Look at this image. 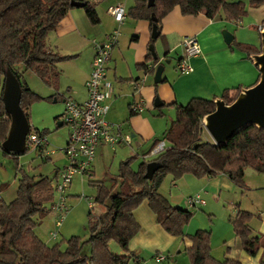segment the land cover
<instances>
[{
	"label": "trees",
	"instance_id": "obj_1",
	"mask_svg": "<svg viewBox=\"0 0 264 264\" xmlns=\"http://www.w3.org/2000/svg\"><path fill=\"white\" fill-rule=\"evenodd\" d=\"M73 1L84 4L82 8L91 25L99 24L96 5L107 0H0V77L4 81V69L8 68L19 81L20 107L30 131L40 135L46 136L48 131L32 128L30 110L34 103L46 99L29 89L23 81V75L32 72L45 86L57 90L61 75L59 66L71 57L60 55L51 49L47 44V36L56 29L68 11L74 8L71 6ZM247 4L252 8L264 9V0H154L152 7H148V0H134L126 11V17L147 21L152 30V14L160 27L163 18L174 8H178L182 16L201 14L208 19L219 17L225 22L239 23L247 14ZM160 36L161 32L158 38ZM156 40H150L149 44H154ZM232 46L245 53L248 58L260 53V46L252 44L234 41ZM158 62L159 58L154 61L149 53L140 69L153 73ZM148 65L153 68L149 69ZM241 89L224 90L220 99L230 105ZM1 97L2 95V150L1 143L8 135L10 116L4 109ZM214 100L193 98L185 106L175 103L168 105L174 108L175 117L161 140H154L142 155L135 154L121 162L117 179H111L109 184L102 181L89 182L95 189L92 202L102 210L92 214L93 206L90 208L87 219L89 237L85 242L73 236L48 245L36 235V217L41 219L50 211L54 199L52 184L57 173L51 178H35L19 169L15 199L9 203L0 200V264H138L143 259L129 250V243L140 230L133 212L144 201L154 214L156 223L167 235L188 238L191 246L186 250V255L190 264H240L234 260L220 261L214 258L210 230H197L192 235H185L184 227L193 214L187 209L171 205L159 192L162 182L168 176L175 181L186 175L196 179L224 175L236 187L244 189L246 169L264 174V129L248 124L224 144L218 145L204 138L202 119L214 112ZM131 114H136L133 109ZM56 120L58 125L59 120ZM161 141L165 143L163 152L150 159L151 150ZM26 152L27 150L24 153ZM2 153L14 160L24 154L4 150ZM137 160L139 163L133 168L132 165ZM154 161L162 166L154 172L151 180H147L144 177L146 166ZM86 175L92 177L89 172ZM252 218L251 213L241 209L230 218L233 233L248 256H255L262 245L261 237L254 236L248 225ZM110 242H114L123 254L112 253ZM86 244L89 245L88 254L83 252ZM260 264H264V261Z\"/></svg>",
	"mask_w": 264,
	"mask_h": 264
},
{
	"label": "crops",
	"instance_id": "obj_2",
	"mask_svg": "<svg viewBox=\"0 0 264 264\" xmlns=\"http://www.w3.org/2000/svg\"><path fill=\"white\" fill-rule=\"evenodd\" d=\"M133 2L134 0L99 2L96 13L100 22L97 25L89 23L83 8L74 7L68 11L56 29L48 34L47 44L60 55L71 57L59 66L61 75L54 103H58L61 100L62 106L60 105V109L55 114V119L57 118L59 123H61L60 116L64 110L65 100L70 99L79 104L87 100L85 82L92 69L96 45L104 43L114 30H118V42L111 53L107 65L106 79L110 83V89L106 93V104L109 106V111L105 119L110 125L119 128L118 132L120 135H128L131 138L129 145L132 142H137L135 148L141 149L139 144H142V147L145 146L146 148L141 150L142 155L154 140L162 139L164 131L171 120L174 119L175 110L168 107V105L175 103L185 106L193 98L218 99L224 90L250 88L258 80L260 73L245 53L232 46L234 41L242 44L250 43L248 40H244V30L240 27V23L225 22L219 17L208 19L201 14L197 16H182L180 10L174 8L163 18L160 26L161 36L152 44L154 50L159 45L160 55L157 54L156 50L155 52L159 58L158 65H163L164 67L161 81L154 83L155 70L153 73H147L140 69V66L146 62V57L150 53L149 45L151 44L149 43L152 39L148 22L125 17L124 21L118 24L109 14V9L116 4H122L127 11L133 5ZM257 9L260 10L262 15V22L257 27L259 29L260 26H264V9L262 7ZM225 32L232 34L234 37L230 44H226L224 41L223 34ZM186 37L196 39L200 54L188 60L192 69L191 72L180 74L176 69V65L184 53L183 40ZM257 43L260 46V38ZM170 49L180 51L173 70L166 69L165 66L169 64L167 54ZM165 61L166 64L164 63ZM148 67L149 69L153 68L151 65H148ZM156 67L154 66V69ZM139 103L142 105V111H135L136 114H131L132 107ZM165 110L168 111V124L161 123ZM169 112H172V114L169 115ZM62 126L64 125L61 123V126L58 127ZM111 132H114V130L111 129ZM204 132L206 131L204 130ZM68 137L69 130L65 145ZM129 145H117L122 147L116 148L100 142L96 148L95 161L88 171L89 174L93 175L100 163H108L109 168L113 166L119 167L121 162L131 157V155L127 156L125 152L126 146ZM57 154L55 153L53 156ZM60 154L65 159L64 154L61 152ZM50 160L51 158L48 161ZM64 166L65 164L55 168V173H58ZM180 183L185 186L192 185L193 190L188 192L189 194H201L205 204L203 207L200 206V208L209 216L213 214L205 211L206 209L209 210V200L213 201L218 198L222 192L234 193L237 189L224 175L202 179H194V177L186 175ZM183 184L182 189H184ZM72 185L73 181L68 188V195ZM173 186L177 189L176 185ZM2 188L4 190L0 195V200L6 203L13 201L16 197L17 185L13 183L10 187L3 186ZM261 189H264V187ZM244 194L240 192V202L237 206L234 203L232 204L234 214L237 213L238 209L250 211V207H245L242 202ZM163 196L173 206L185 209V205L187 209L189 208L187 205L189 196L183 198L179 194H172V192H169L168 196ZM251 202V207H254L253 209L255 210L252 213L256 218L251 219L248 225L254 236L261 237V247L255 256H248L242 250L240 240L234 233H231L230 236L228 235L224 238V247L222 248H226V251L223 254V258H218V260H234L240 264H260L261 261H264V207L261 206L260 201L254 200ZM89 203L90 201H87L88 210L93 206L91 204V207H89ZM70 209L68 214L72 210ZM133 215L140 226V230L130 241L129 250L136 255L140 256L136 249L145 250L150 254L159 252L160 249L168 251V248L174 246L178 241L179 238L167 235L156 223V218L145 201L134 210ZM147 226L150 233L146 231ZM226 229L229 233L228 226ZM190 234L191 232L188 231L187 235ZM59 235L63 237L61 230ZM143 239H147L150 243L154 241L153 243L157 244L147 248L140 242ZM179 240H181L182 245L177 249L178 252L181 248L185 251L190 248L191 243L187 237ZM140 259H142L141 256ZM129 264H133V262Z\"/></svg>",
	"mask_w": 264,
	"mask_h": 264
},
{
	"label": "rangeland",
	"instance_id": "obj_3",
	"mask_svg": "<svg viewBox=\"0 0 264 264\" xmlns=\"http://www.w3.org/2000/svg\"><path fill=\"white\" fill-rule=\"evenodd\" d=\"M227 1L236 2L238 0ZM97 6L98 4L96 5V8ZM246 11V16H244L243 19L239 22L240 27H242L244 30V40H248L250 42L249 44H255L258 46L259 43L257 42L260 36L257 27L262 22V15L260 14V10L250 7L248 4L246 6ZM158 48L159 45L155 47L157 54H159ZM179 52V50L174 51L173 49H170L168 51L167 60L169 61V64H166V61L164 62L166 64V69L173 70ZM23 81L27 84V86L33 93L46 99L44 101L34 103L31 106L30 125L32 126V128L39 129L40 131H48L46 137L48 142L50 143V148L62 149L65 146L67 140L68 128L66 126L58 127L57 120L55 119L56 111L58 112V110L60 109V105L62 106L61 100H59L58 103H54L57 90L45 86L32 72L24 73ZM3 86L4 81L0 77V96L3 93ZM155 113L157 114V112ZM163 113L164 116L163 118H161V123L168 124V111L165 110ZM171 114L172 112H169V115ZM203 134L204 138L208 140V142L212 141L210 136L206 132H204ZM136 144L137 142H132V144L126 146L127 149L125 150V152L127 156H132L135 154L141 155L142 148H146L145 146L142 147V144H139L141 149H137L135 148ZM119 147L122 146H116V148ZM148 149L149 146L147 147V149H145V151ZM57 153V155L51 157L50 161H43L40 160L33 152L27 151L26 153L18 156L17 160H14L10 156H4L2 150L0 149V195L4 190V188H2L3 186L10 187L13 183L17 185V177L20 175L18 171L19 169H22L25 173L30 176H34L35 178H39V176H48L51 178L55 173V168L60 167L63 164H65V166L67 165V161L66 159H64L63 155L60 154L59 151H57ZM151 158L152 157H150V159ZM139 160H137V162L132 165L133 168L137 167ZM107 164L100 163L99 167H97L92 177H89L87 175L81 177L74 176L72 188L69 195L67 194V205L69 206V209L71 208L73 211L70 209L71 211L66 217L67 219L65 218L62 227L58 229L59 231L61 230V234L63 237H61L59 234L57 239L55 240L49 237V233L51 231L57 230L53 226L54 218L51 214L48 213L41 219L39 217H36L38 225L35 228V233L44 243L52 245L62 239L67 240L73 236L79 237L82 242L87 241L89 237L87 221L89 210L87 207V201H90L93 205L92 214H97L102 210L99 205H95L92 202V199L95 196V189L89 185V182L99 180L103 181L105 184H109L111 182V179H117L118 167L113 166L109 168ZM180 181H183V177L175 181L171 176L166 177L160 186V194L168 196L169 192H172V194H179L183 198H187L188 196H195L198 194L188 193L193 190L192 185L185 186L182 183L184 185V189H182V184L180 183ZM244 182L246 188L241 189L235 186L237 188L236 192H222L218 198L214 199L213 201L209 200V210H204L206 212H212V216L206 215L203 209L200 208V206L187 209V207L184 205V208L189 210L193 214L190 222L184 227V234L187 235L188 231L191 232L190 235H192L197 230H211V251L214 258L222 259L223 254L226 251V248H222L224 247L223 241L224 238H226L228 235L230 236L231 233H233L230 218L235 214L232 204L234 203L236 204V206L239 204L240 192L245 193V200L243 199L242 202L245 207H250L249 213L253 215V218H256V216L252 213L255 210L253 209L254 207H251V201H260L261 206L264 207V189H261L262 187H264V174H257L251 169H246ZM173 185H176L177 189L174 188ZM227 226L229 227V233L228 231H226ZM148 228L149 227L147 226L146 231L150 233V230H148ZM145 238H147V236H145ZM179 239H181V237H179ZM179 239L174 246L168 248V251L160 249L159 252L150 254L145 250L136 249V252L142 257L143 260L141 259V262L145 264H190L189 259L186 255V251L182 248L179 252L177 250L182 245L181 240ZM140 242L143 243V245H145V247L147 248H149L153 244H157L153 243L154 241L150 243L149 241H147V239H143ZM158 243L162 245L160 241H158ZM110 250L112 253L117 255L123 254V252L114 242H110ZM83 252L85 254L89 253V245H84ZM157 253L162 254L164 257H166V259L163 262H155L154 255Z\"/></svg>",
	"mask_w": 264,
	"mask_h": 264
},
{
	"label": "built area",
	"instance_id": "obj_4",
	"mask_svg": "<svg viewBox=\"0 0 264 264\" xmlns=\"http://www.w3.org/2000/svg\"><path fill=\"white\" fill-rule=\"evenodd\" d=\"M109 14L113 20L120 24L126 17L125 7L118 3L109 9ZM262 27H259V31ZM119 32L114 30L107 40L96 45L95 55L92 61V69L85 88L87 90V100L84 103H77L70 99L65 100L64 110L60 116L61 123L69 130L67 144L62 149L50 148V143L45 135H40L29 131L25 149L33 152L40 160L46 161L57 151L64 154L67 165L61 169L56 176L52 186L54 199L50 206L49 214L54 218L56 231H51L50 237L55 240L59 234V228L68 214L67 191L74 176H84L90 170L95 161L96 148L100 142H104L110 147L117 145H129L131 138L128 135H120L119 128L110 125L105 117L109 111L106 104V93L110 89V83L106 79L107 65L111 53L118 42ZM184 53L178 60L176 69L180 74L191 72L188 60L200 54V48L196 39L186 37L183 40ZM134 111H142L141 103L132 107ZM111 129L114 132H111ZM165 143L161 141L150 152L149 157H155L163 152ZM91 202L89 207H91ZM205 204L201 195L197 194L187 199L189 208L203 206ZM166 259L162 254L154 255L155 262H163ZM138 264H145L139 262Z\"/></svg>",
	"mask_w": 264,
	"mask_h": 264
},
{
	"label": "water",
	"instance_id": "obj_5",
	"mask_svg": "<svg viewBox=\"0 0 264 264\" xmlns=\"http://www.w3.org/2000/svg\"><path fill=\"white\" fill-rule=\"evenodd\" d=\"M154 0H148V7H152ZM83 3L73 1L72 7L82 8ZM153 22L151 39L156 40L160 34L157 19L151 15ZM260 53L249 58L258 69L260 76L258 82L250 88L241 89L238 97L230 105H226L220 98L214 100L215 110L202 119V127L210 136L213 144H224L234 133L252 124L259 129H264V26L259 31ZM223 38L226 44H230L233 35L225 32ZM149 51L154 61L158 56L154 46L149 45ZM164 70L163 65H158L154 73V83L161 81ZM21 87L19 81L8 68L4 69V86L2 103L6 113L10 116L9 131L6 139L1 143L2 150L8 153H24L26 137L30 131L29 123L20 107ZM61 126V123L58 124ZM162 166L159 162H150L146 166L144 177L151 180L154 172Z\"/></svg>",
	"mask_w": 264,
	"mask_h": 264
}]
</instances>
